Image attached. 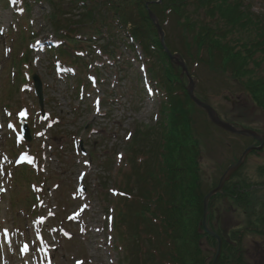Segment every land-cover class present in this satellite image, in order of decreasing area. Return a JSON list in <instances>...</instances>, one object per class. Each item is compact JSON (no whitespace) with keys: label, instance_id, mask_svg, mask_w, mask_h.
Instances as JSON below:
<instances>
[{"label":"rangeland","instance_id":"1","mask_svg":"<svg viewBox=\"0 0 264 264\" xmlns=\"http://www.w3.org/2000/svg\"><path fill=\"white\" fill-rule=\"evenodd\" d=\"M250 2L254 11H264L258 0ZM54 12L63 26L84 17L82 8L71 0L53 4L0 0V264H77L80 257H85L84 264H121L127 247L112 231L107 214L124 183L129 182L137 194L138 185L127 176L138 168L132 170L126 152L132 151L131 145L147 150L151 139L159 137L163 93L154 89L139 49L134 52L121 42L113 57L100 53L101 41L88 43L81 53L88 56V71L62 63L55 54L58 49L49 50L58 44L53 33L58 24L49 20ZM170 38L179 39L177 35ZM54 61L59 62L54 65ZM193 67L198 97L216 108L223 119L264 131L263 112L240 85L201 62ZM250 69L264 74V62ZM31 72L43 84L44 117L28 77ZM23 77L26 80L20 81ZM182 81L188 85L185 75ZM80 84L85 87L79 91ZM21 113L30 119V141L19 139ZM196 116L207 124L200 111ZM148 127L149 136L144 132ZM198 129H203L200 124ZM207 130L199 165L208 188L251 140L211 125ZM18 157L24 158L22 164H16ZM143 158L139 155V162ZM263 161V151L248 155L242 177L257 180L256 166ZM255 192L264 190L257 187ZM234 204L231 200L219 206L221 227L241 224L242 211L233 209ZM32 205L37 206V214L32 213ZM203 247L208 248L206 242ZM207 250L204 256L211 257L214 248ZM244 250L252 264H264L261 238L245 237Z\"/></svg>","mask_w":264,"mask_h":264},{"label":"trees","instance_id":"2","mask_svg":"<svg viewBox=\"0 0 264 264\" xmlns=\"http://www.w3.org/2000/svg\"><path fill=\"white\" fill-rule=\"evenodd\" d=\"M45 1L59 3L57 0ZM72 2L75 7L81 4L84 16L74 22L79 24L73 26L76 30L81 31V27L86 26L91 33L100 37L105 34L107 38H116L122 31L128 34L129 47H132L130 40L136 42L146 57L155 55L162 64L161 83L165 92L161 103V124L164 130L153 156L159 158L157 165L163 181L157 172L155 186L162 185L156 195L149 196L145 187L140 188L138 202L141 207L131 216L129 208L125 207L127 204H122L123 211H119L122 216L117 224L121 223L123 228L131 224L127 230L130 229L129 232L139 239L135 248L138 249L136 254L141 253V257H124L122 264H208L201 239L204 237L210 245H215V240L202 231L200 223L206 184L199 175L200 140L193 114L195 106L174 72L175 68L180 69L171 64L162 49L157 31L148 17L146 3L165 30V42L171 52L177 51L190 62L198 60L209 69L227 74L248 93L263 114L264 74H257L254 67L264 62V13L253 12L249 0ZM57 17L55 12L51 15L53 23L58 24L57 32L61 34L65 27ZM170 35H177L179 39L172 41ZM257 173L255 181L250 182L240 175L225 186L226 190L237 192L235 204L241 209L243 219L240 228L229 234L223 231L225 240L220 264H246L244 257L237 255L226 241L228 238L241 240L249 232L264 240V192H255L257 187L264 190V163L257 167ZM145 177L143 173L138 176L143 181H146ZM216 231L222 234L220 229ZM142 235L145 237L140 240Z\"/></svg>","mask_w":264,"mask_h":264},{"label":"water","instance_id":"3","mask_svg":"<svg viewBox=\"0 0 264 264\" xmlns=\"http://www.w3.org/2000/svg\"><path fill=\"white\" fill-rule=\"evenodd\" d=\"M149 13V16L150 18L154 21V24L158 30V33L160 35V40L161 42L163 43V38H164V32L163 30L161 29V27L159 26L155 16L151 13V11L148 12ZM170 59H180V56L178 54H170L168 51H167ZM178 64L182 67L183 71L186 72L187 76L189 77V84H188V87H187V91H188V94L189 96L191 97V99L200 107L202 108L206 113H207V116L208 118L217 126L223 128L224 130L230 132V133H233V134H237V135H243V136H250V137H253L254 139H256L257 141H259V146H248L241 154V156L239 157V159L229 165L227 167V169L224 171L223 175L221 176L220 180H219V183L218 185L213 188L211 191H209L205 198H204V206H203V218H202V224H203V227L205 229V231L212 237H214L217 241V246H216V250H215V254H214V257H213V260H212V263L211 264H218V259L220 257V254H221V249H222V240L220 238V236L215 233L207 224V212H208V201L210 199V197L212 195H214L215 193H218L221 191L225 181L231 176V174L237 170L239 168V166L243 163L246 155L253 149H260L262 148L263 146V143H264V137L260 134H258L256 131L252 130V129H249V128H244V127H237L235 125H233L232 123L230 122H227L223 119H221L219 117V115L217 114V112L213 109V107L208 104L207 102L205 101H202L200 100L199 98H197L195 95H194V87H195V82L190 78L187 70H186V67L183 63L182 60H179L178 61ZM33 79L35 81V89H36V92L39 96V99H40V103H42V92H41V83H40V80L39 78L34 75L33 76ZM21 129H22V133L23 135L25 136V138L27 140H30V135H29V129L27 127V124H26V121L23 120L22 121V126H21Z\"/></svg>","mask_w":264,"mask_h":264},{"label":"snow or ice","instance_id":"4","mask_svg":"<svg viewBox=\"0 0 264 264\" xmlns=\"http://www.w3.org/2000/svg\"><path fill=\"white\" fill-rule=\"evenodd\" d=\"M22 115L24 114V113H21ZM77 264H81V262H77Z\"/></svg>","mask_w":264,"mask_h":264}]
</instances>
